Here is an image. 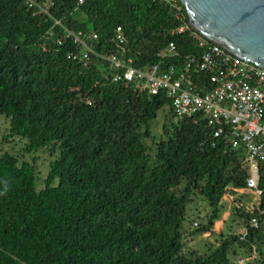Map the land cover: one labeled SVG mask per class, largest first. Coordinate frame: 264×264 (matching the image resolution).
I'll use <instances>...</instances> for the list:
<instances>
[{"label": "trees", "instance_id": "obj_1", "mask_svg": "<svg viewBox=\"0 0 264 264\" xmlns=\"http://www.w3.org/2000/svg\"><path fill=\"white\" fill-rule=\"evenodd\" d=\"M53 2L43 14L26 0H0L3 141L24 139V154L58 150L39 191L29 163L0 154V264H235L232 257L252 253L263 263L264 161L255 208H233L246 235H221L202 253L188 249L189 237L212 232L224 197L246 188L245 151L214 138L200 116L175 122L164 93L113 82L98 57L116 52L112 37L121 27L133 68L160 63L174 43L178 56L164 63L180 69L201 49L190 31L171 35L181 24L176 9L167 0ZM64 30L94 32V54L69 58L81 49ZM189 73L197 84L203 79ZM165 106L173 120L155 141L151 122ZM197 197L209 214L189 231L184 223Z\"/></svg>", "mask_w": 264, "mask_h": 264}, {"label": "built area", "instance_id": "obj_2", "mask_svg": "<svg viewBox=\"0 0 264 264\" xmlns=\"http://www.w3.org/2000/svg\"><path fill=\"white\" fill-rule=\"evenodd\" d=\"M83 1L77 0V3L82 4ZM177 1L184 7L181 0H167L181 21L171 35L190 31L201 49L200 55L183 58L180 69L172 62L165 64V59L178 56L175 44L169 43L160 55V63L135 69L130 59H124L127 41L122 28L117 27L112 37L116 52L98 57L108 64L107 75L113 82L133 84L150 96L164 93L175 122L200 116L214 130V138L229 144L232 149H244L249 176L246 188L240 192L250 193L258 199L261 196L258 165L264 161V67L245 61L207 40L183 21ZM26 2L29 8H37L43 14H47V9L54 4L53 0H44L42 6H38L35 0ZM64 31L65 36L71 37L81 49L79 54L69 58L86 60L89 54H94L91 43L98 38L94 32ZM189 72L201 75L203 79L197 84ZM250 226L257 227L255 219L251 220ZM245 235L244 230L242 237Z\"/></svg>", "mask_w": 264, "mask_h": 264}, {"label": "rangeland", "instance_id": "obj_3", "mask_svg": "<svg viewBox=\"0 0 264 264\" xmlns=\"http://www.w3.org/2000/svg\"><path fill=\"white\" fill-rule=\"evenodd\" d=\"M171 120V114L168 107H163L158 113L157 118L151 122L152 138L157 141L162 135L161 128L164 123H168ZM8 121L4 116H0V154L9 153L17 156L19 162L25 161L29 163L35 173V184L37 191L44 188V180L49 172V163L58 157V150L52 151L49 147L42 148L36 152L24 154L22 149L26 144L24 139L13 137L8 141H3V137L8 133ZM152 140H147V144L151 145ZM240 194H243L242 192ZM232 196V199L229 198ZM229 197L223 199V210L219 220L214 222L211 233H205L197 236H193L187 240V248L195 250L200 253L212 249L215 247L217 239L224 234L242 235L244 232V224L233 213V208L236 206L244 207L246 210H252L256 206V199L254 196L242 197L238 193L230 192ZM209 214V207L205 201L200 197L195 198L194 204H190L187 212V220L184 226L189 228V231L198 228L200 224L207 222V216ZM257 256L256 253H252L250 257L248 255L238 256L233 258L235 264H248L254 262V264L261 263L262 260L257 262L254 259Z\"/></svg>", "mask_w": 264, "mask_h": 264}, {"label": "water", "instance_id": "obj_4", "mask_svg": "<svg viewBox=\"0 0 264 264\" xmlns=\"http://www.w3.org/2000/svg\"><path fill=\"white\" fill-rule=\"evenodd\" d=\"M191 27L212 43L264 67V0H181Z\"/></svg>", "mask_w": 264, "mask_h": 264}, {"label": "crops", "instance_id": "obj_5", "mask_svg": "<svg viewBox=\"0 0 264 264\" xmlns=\"http://www.w3.org/2000/svg\"><path fill=\"white\" fill-rule=\"evenodd\" d=\"M236 193L240 194L241 192L240 191H237ZM247 195L252 197V195L250 193H247ZM229 198L232 199V196H230ZM189 239H191V238H188L187 240H189Z\"/></svg>", "mask_w": 264, "mask_h": 264}]
</instances>
